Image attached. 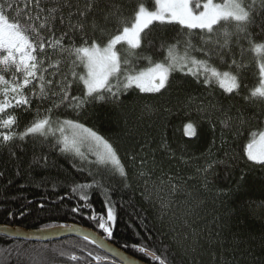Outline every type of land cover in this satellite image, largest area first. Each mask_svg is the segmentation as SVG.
I'll use <instances>...</instances> for the list:
<instances>
[{
	"label": "trees",
	"instance_id": "obj_1",
	"mask_svg": "<svg viewBox=\"0 0 264 264\" xmlns=\"http://www.w3.org/2000/svg\"><path fill=\"white\" fill-rule=\"evenodd\" d=\"M85 2L79 0V7H85ZM137 2L99 0L88 16L87 31L92 34L93 19L106 31H113L116 23L105 22V13L119 5L123 16L129 17ZM24 3L25 0H18V7L23 8ZM148 6H153L151 0ZM67 12L65 8V17ZM76 19L79 17L74 16L73 22ZM57 28L60 29L59 24ZM248 31L256 42L264 41V10L258 3ZM59 34L58 30L56 35ZM178 35H187V30L181 33L178 24L150 26L143 34L141 47L132 50L136 70L152 67L142 59L145 56L162 62L166 53L160 50L161 44L175 43ZM192 35L198 37L199 30ZM193 43L199 46L198 39ZM118 47L123 56H128L126 44ZM241 48L245 50L243 55ZM230 49L223 50L225 63L216 56L210 63L220 71L229 70L233 58L243 64L238 70V91L229 93L215 81L209 87L193 76L173 72L160 93L134 88L118 102L94 104L78 117L70 109L54 113V118L78 119L118 149L128 171L129 186L124 187L118 177L112 181L118 184V194L113 196L118 216L110 242L131 256L137 258L140 254L125 248V244L147 243L166 250L172 264H264V165L249 161L245 151L252 140L250 133L264 129V100L244 99L259 84L258 57L244 38L237 42L233 36ZM183 52L181 44L176 54ZM49 53V63L59 58L51 50ZM67 70V64L62 63L60 71ZM77 71L82 72L83 66ZM231 71L237 74V69ZM79 92V88H74L72 94ZM48 106L50 102L40 107L41 115ZM36 110V103L26 114H21L22 109L15 110L20 118L14 130L23 131L36 117ZM225 120L227 126L222 123ZM188 123L195 128L194 136L185 135ZM53 142L51 137L46 140L30 135L24 141L17 139L0 147V225L41 229L76 223L100 232L88 220L87 212L69 211L80 203L77 197H65L61 204L60 197L68 191L69 184L90 182L92 178L86 172L77 174L71 163L75 160L79 166V158L53 149ZM89 159L94 157L89 154ZM173 186H177V191H172ZM89 195L92 210L101 211L104 195L99 190L94 194L90 191ZM22 211L24 215H20ZM61 249L83 256L80 264L92 260L88 251L100 253L95 245L74 237L30 243L0 236V264H77L59 256L56 250Z\"/></svg>",
	"mask_w": 264,
	"mask_h": 264
},
{
	"label": "snow or ice",
	"instance_id": "obj_2",
	"mask_svg": "<svg viewBox=\"0 0 264 264\" xmlns=\"http://www.w3.org/2000/svg\"><path fill=\"white\" fill-rule=\"evenodd\" d=\"M98 2L86 0L83 8L79 7V0L75 4L73 0H25L23 8L18 7V0L0 2V147L38 135L46 140L51 137L54 141L52 148L60 153H71L74 158H79V166L74 160L72 168L77 174L86 172L92 179L69 184L68 191L60 197L61 204L65 197H77L80 203L69 211L74 214L87 212L88 220L100 230L91 235L81 232L83 240L112 252V244H105V240L113 239V224L118 216L117 204L113 200V196L118 194V184L112 181L118 177L124 187L129 186L126 166L121 162L118 149L103 135L78 119L54 118V113L70 109L78 117L94 104L118 102L125 92L134 88L140 92L160 93L169 84L173 72L193 76L197 82L202 81L209 87L215 81L229 93L238 91L241 87L238 70L244 65L233 58L228 64L229 70L220 71L210 63L214 56L225 63L222 53L225 48L231 50L233 36L237 37V42L241 38L247 39L250 50L258 57L259 84L244 99L264 100V41L256 42L248 31L255 6L258 3L264 10V0H251V3L246 0H151V8L148 0H138L129 17L123 16L119 5L105 13V22L114 20L116 23L113 31H106L93 19L90 35L87 31L88 16ZM49 3L51 7L44 6ZM65 8L68 9L66 17ZM74 16L79 17L75 22ZM156 23L161 26L178 24L181 33L187 30V35H178L175 43L161 44L160 50L166 53L163 61L153 62L151 56H145L142 59L148 60L152 67L137 71L131 59L132 50L141 47L143 34ZM58 30L59 36L56 35ZM194 30H199L198 37L192 35ZM97 31L99 36L95 35ZM194 39H198L199 46L193 43ZM123 44L128 45V56H123L119 50L118 46ZM181 44L183 55L176 54ZM49 50L59 57L51 63ZM244 51L241 48V55ZM62 63L67 64V72L60 71ZM81 65L83 71H77ZM233 68L237 69V74H233ZM74 88L80 89L78 95L72 94ZM48 102L50 106L41 115L40 107ZM33 103L37 104L36 117L23 131H15L20 118L15 110L22 109L21 114H26L31 111ZM222 123L227 126L226 120ZM185 135H195L193 124L185 125ZM250 135L252 140L245 149L247 158L264 165V148L254 150L256 144L264 145V130L253 131ZM89 154L94 159L90 160ZM44 159L46 161L47 157ZM96 190L105 197L99 212L92 210L89 195L90 191L94 194ZM172 191H177V186H173ZM59 227L75 231L78 226L61 224ZM124 247L140 254L137 258L145 259V264H172L166 250L150 247L147 243L125 244ZM56 251L59 256L77 264L85 259L74 251ZM116 255L119 256L120 252L116 251ZM87 256L97 262L111 259L107 254L99 255L92 251H88ZM111 264H135V261L122 257L119 262L113 260Z\"/></svg>",
	"mask_w": 264,
	"mask_h": 264
},
{
	"label": "water",
	"instance_id": "obj_3",
	"mask_svg": "<svg viewBox=\"0 0 264 264\" xmlns=\"http://www.w3.org/2000/svg\"><path fill=\"white\" fill-rule=\"evenodd\" d=\"M77 225V229L72 231L69 228H62L57 226L41 228V229H25L19 226H10V225H0V236L7 237L13 240L25 241L30 243H48V242H55L60 241L66 238L74 237L78 239H83L81 236V232H87L90 235L96 232L95 230L76 224V223H67L66 225ZM105 244H112L110 241L105 240ZM114 251L107 252L105 249H99L104 254L110 256V258L114 259L115 261L119 262L122 257H129L135 261V264H145L144 261L131 256L118 247L112 244ZM116 251L120 252V255H116ZM109 263L108 261H99L94 262V264H106Z\"/></svg>",
	"mask_w": 264,
	"mask_h": 264
},
{
	"label": "rangeland",
	"instance_id": "obj_4",
	"mask_svg": "<svg viewBox=\"0 0 264 264\" xmlns=\"http://www.w3.org/2000/svg\"><path fill=\"white\" fill-rule=\"evenodd\" d=\"M127 45V44H126ZM128 46V45H127ZM224 89V88H223ZM264 130V129H263ZM262 148H264V145H261V144H256L255 146H254V150H261ZM246 156H247V154H246Z\"/></svg>",
	"mask_w": 264,
	"mask_h": 264
},
{
	"label": "flooded vegetation",
	"instance_id": "obj_5",
	"mask_svg": "<svg viewBox=\"0 0 264 264\" xmlns=\"http://www.w3.org/2000/svg\"><path fill=\"white\" fill-rule=\"evenodd\" d=\"M96 232H97V231H96ZM98 250H99V249H98ZM99 255H105V254H104L103 252L100 251ZM113 260H114V259L111 258V259L108 261L109 263H106V264H111V261H113ZM94 262H97V261H92V260H91L88 264H94Z\"/></svg>",
	"mask_w": 264,
	"mask_h": 264
}]
</instances>
